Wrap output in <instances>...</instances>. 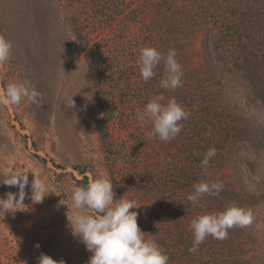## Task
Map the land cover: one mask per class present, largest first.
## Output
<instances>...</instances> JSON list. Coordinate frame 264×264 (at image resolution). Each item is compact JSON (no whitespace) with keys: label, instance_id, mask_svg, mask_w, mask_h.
<instances>
[{"label":"rangeland","instance_id":"obj_1","mask_svg":"<svg viewBox=\"0 0 264 264\" xmlns=\"http://www.w3.org/2000/svg\"><path fill=\"white\" fill-rule=\"evenodd\" d=\"M22 1V6L16 7L14 14H8L2 8L3 0H0V34L12 43L9 61L0 64V96L10 81L30 82L41 92L43 99L39 105L27 104L23 100L19 105H10L0 99V174L14 170H42L52 190H63L65 195L50 193L42 203L33 204L30 188H26L25 205L21 206V211L14 215L5 213L4 216L0 213V264H37L41 252L57 261L63 260L64 264H87L91 253L71 234L66 217V211L71 214L70 189L74 184L81 185L77 180L82 179V175L75 170L76 165L86 168L88 182L106 175L124 198L140 205L135 209L137 223L144 227L140 228L145 237L154 239L164 253L169 248L184 251L175 236H166L164 225L160 226L158 218L153 215L163 198L154 168L167 156H175L179 146L184 148L182 143L185 141L174 138L164 142L151 136L152 125L141 122L144 109L139 107L137 95H131L129 91L126 102L115 103L110 122V142L117 150L115 159L104 154L95 131L100 109L96 104L90 71L78 44L73 42L66 21L71 15L78 16L87 36L95 40L105 38V48L111 53L132 47L138 60L147 25L155 16L152 9L158 0H114L112 3L102 0L101 10L95 9L87 0ZM85 3L88 6L83 8ZM33 24L39 27V31L32 47L25 44L21 35L23 30L31 35ZM187 36L192 39L191 43L185 42L187 47L184 48L191 57L192 70H195L200 63V31L191 27ZM176 52L177 58H181V51L177 49ZM118 57L124 61L123 54ZM130 78L138 79L136 75ZM166 91L164 95L168 97L170 92ZM85 93L88 96L92 93L91 100L86 99ZM72 96L75 108H69ZM170 98H174L173 95ZM219 167L208 170L211 179L217 180L216 177L221 176L223 180L231 181L230 170ZM28 175L31 182V172ZM8 191L15 193L17 188L0 183V198ZM113 191L116 192L114 188ZM193 208L194 205L191 210ZM209 212L211 210L205 213ZM192 214L186 210L185 223L190 224L199 213ZM186 233L193 234L190 227ZM212 238L207 237L203 243L209 242L210 245ZM36 243L39 248L35 247ZM169 262L176 264L172 258Z\"/></svg>","mask_w":264,"mask_h":264},{"label":"trees","instance_id":"obj_2","mask_svg":"<svg viewBox=\"0 0 264 264\" xmlns=\"http://www.w3.org/2000/svg\"><path fill=\"white\" fill-rule=\"evenodd\" d=\"M87 1L97 10L103 8L102 0ZM22 3V0H3L2 8L12 14ZM156 3L153 9L150 7L155 16L150 18L140 46L155 47L165 56L169 49L181 51V58L176 56V59L183 70L182 86L166 93L170 92L167 98L173 95L190 113L187 120L180 122L182 130L175 137L185 141L184 148L179 146L178 154L167 156L154 168L163 198L153 218H158L160 226L164 225L166 236H175L184 248V251L165 248L166 254L176 264H264V0H158ZM83 5L86 8L88 3ZM78 18L68 17L67 26L90 71L100 109L95 131L104 154L115 159L117 150L110 142L115 103L126 102L130 91L131 95H137L139 107L144 109L153 96L164 94L165 89L160 85L164 63L161 61L157 66L153 78L144 81L137 67L138 54L132 47L111 53L105 48V38L95 40L83 32ZM186 25H189L187 29ZM31 26L32 34L23 30L21 36L26 45L33 47L39 27ZM194 26L200 31V63L192 70L185 42L191 43L192 37L187 35ZM119 54L124 55L123 62ZM133 75L138 79H131ZM212 147L216 155L205 170L201 161ZM219 166L227 167L232 177L229 182L216 177L224 184L219 196L206 194L196 204L189 202L186 196L194 185L201 180L215 181L208 170ZM74 168L82 175L77 182L86 186V168L77 165ZM113 188L119 199L120 190L116 184ZM228 202L251 209V224L243 229H230L226 239L212 238L210 245L202 243L197 252L190 253L188 249L194 237L186 233L190 227L189 222H184L186 210L192 215L207 210L216 212L223 210Z\"/></svg>","mask_w":264,"mask_h":264},{"label":"clouds","instance_id":"obj_3","mask_svg":"<svg viewBox=\"0 0 264 264\" xmlns=\"http://www.w3.org/2000/svg\"><path fill=\"white\" fill-rule=\"evenodd\" d=\"M11 50V41L0 34V64L9 61ZM176 56L175 49H169L165 56L155 47H142L137 60L141 78L144 81L153 78L157 66L163 61L164 75L160 81L161 88L175 90L181 87L183 70ZM86 94H84L86 99L91 100L92 93L90 96ZM0 99L10 105H19L22 100L27 104L39 105L43 96L30 82L10 81L4 86ZM69 108H75L73 96ZM189 116L190 113L175 98H167L163 93H159L147 102L140 119L141 122L151 123V136L167 142L181 132L180 122L187 120ZM215 155L214 147L207 150L201 161L203 169H207ZM29 172L32 174L31 182ZM0 183L17 188V192L8 191L0 198V213H3V216L5 213L14 215L16 211H21V206L25 205L26 188H30V200L33 204L42 203L50 193L57 196L62 193L65 195L63 190H52L42 170H14L2 173ZM223 188V182L218 179L211 182L201 180L194 185L193 191L187 194L186 198L196 204L206 194L219 196ZM70 193L71 214L66 211L68 227L71 234L91 253L87 264H169V256L154 239L145 237V232L137 223L138 213L135 209L140 205L134 200L124 198L123 195L116 199L113 184L108 176H97L86 186L74 184ZM252 218L251 209L234 202H228L223 210L198 214L190 223L194 238L189 252H197L199 246L209 236L217 240L226 239L230 229L246 228L251 224ZM35 247L39 248V243H36ZM37 264H64V261H57L41 252Z\"/></svg>","mask_w":264,"mask_h":264}]
</instances>
